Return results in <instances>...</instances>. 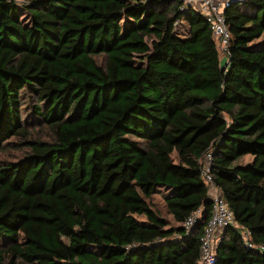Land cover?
<instances>
[{"label":"trees","instance_id":"16d2710c","mask_svg":"<svg viewBox=\"0 0 264 264\" xmlns=\"http://www.w3.org/2000/svg\"><path fill=\"white\" fill-rule=\"evenodd\" d=\"M224 16L223 70L179 0H0V264H197L207 151L214 264H264V0Z\"/></svg>","mask_w":264,"mask_h":264},{"label":"built area","instance_id":"2783aa9c","mask_svg":"<svg viewBox=\"0 0 264 264\" xmlns=\"http://www.w3.org/2000/svg\"><path fill=\"white\" fill-rule=\"evenodd\" d=\"M180 8L194 9L210 25L217 50L221 53L227 66V56L229 46L233 40L229 25L224 16V10L231 2H243L244 0H179ZM203 179L207 186L208 198L211 200V215L207 220L203 235L200 239L199 255L197 264H214L216 261L215 249L220 242L223 230L226 227H235L233 216L227 208L222 197L221 191L214 184L212 176L209 173L211 165V152H205L199 159ZM201 220V211L190 214L182 223L186 233H189L193 227ZM246 237V234H244ZM263 250L262 247H260Z\"/></svg>","mask_w":264,"mask_h":264},{"label":"rangeland","instance_id":"374dc122","mask_svg":"<svg viewBox=\"0 0 264 264\" xmlns=\"http://www.w3.org/2000/svg\"><path fill=\"white\" fill-rule=\"evenodd\" d=\"M178 31L181 32V33H185V26L184 24H179L178 25ZM258 40H264V31L262 33V35L260 36V38ZM220 57L222 58L221 59V62H224V58L222 55H220ZM14 151V150H13ZM12 151V148H8L6 147V151H4L3 153H0V157H3V158H10L11 156H15L17 153L16 152H13ZM155 201V204L159 207H160V201L157 199V197H155L154 199Z\"/></svg>","mask_w":264,"mask_h":264},{"label":"water","instance_id":"95a60500","mask_svg":"<svg viewBox=\"0 0 264 264\" xmlns=\"http://www.w3.org/2000/svg\"><path fill=\"white\" fill-rule=\"evenodd\" d=\"M222 69L224 70L225 69V66H223Z\"/></svg>","mask_w":264,"mask_h":264}]
</instances>
